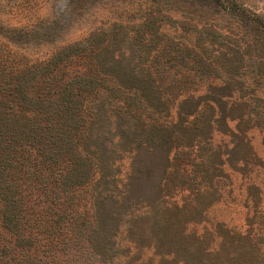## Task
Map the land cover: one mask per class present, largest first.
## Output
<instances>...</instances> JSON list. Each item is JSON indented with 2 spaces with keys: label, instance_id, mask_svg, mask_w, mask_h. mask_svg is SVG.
I'll return each instance as SVG.
<instances>
[{
  "label": "rangeland",
  "instance_id": "rangeland-1",
  "mask_svg": "<svg viewBox=\"0 0 264 264\" xmlns=\"http://www.w3.org/2000/svg\"><path fill=\"white\" fill-rule=\"evenodd\" d=\"M253 14L264 15V0H0V30L9 36L24 38L25 44H34L27 47V52L34 56L58 51L70 54L72 57L59 70L63 81L75 76H94L93 55L104 47L112 48V55L121 56L124 64L133 61L129 57L132 56L130 50L141 62L145 51H150L149 61L140 68H149L155 83L152 85L140 76L137 80L140 86H145L144 94L154 107L146 104L140 91L117 88L108 77H100L102 83L92 94L87 96L83 92L84 100L87 99L82 104L91 113H96L100 107L105 109L106 118L100 129L99 124L93 127L95 132H104L109 137L115 134V140L120 134L128 136L132 142L147 144L146 149L155 148L157 141L168 144L167 133L187 132V127L191 128L188 132L191 135L198 133L214 138V109L205 106L214 99V91H209L208 87L225 80L214 66V59L219 58L227 66L228 57H232L237 70L245 69L244 63L252 50V37L242 27L240 16L251 19ZM54 20L59 29L49 35L53 45H46L42 31ZM120 68L123 71L125 67ZM251 100L257 116L264 104V89L258 90ZM85 117L87 121L96 119L88 113ZM253 123L243 124V127L253 125L247 137L252 138L261 166L251 170V174L248 168L239 167L242 170L239 172L225 167L223 173L227 177H213L215 191L206 196L197 192L206 188L199 180L201 174L195 170V164L199 163L196 153L205 156L210 148L195 146L189 154L188 149L181 150L180 137H176L171 152L172 168L166 181V200L179 206L185 203L189 219L183 233L171 230L175 240L183 244L178 258L182 259L181 263L178 260L176 264H183V260L194 263L208 260L214 264V251H219L222 245L227 255L216 256L215 260L219 258L217 262L224 264L225 256L234 258L231 251L235 247L222 244L219 234L226 240H234L233 246H238L235 242L238 236L230 233V229L244 234L250 203L248 186L251 180L264 183V130H260L264 121ZM201 126L202 129L197 128ZM88 148L93 150V142ZM106 156L101 161L107 166L110 162ZM138 162L148 167L163 159L142 150ZM202 164L199 163L200 168ZM115 165L121 166L118 178L124 180L129 160L123 158ZM153 174H158L157 169ZM123 184L124 181L119 183L118 188L122 189ZM97 186L93 187L91 180L84 186L69 189L68 196L49 193L44 200L32 199L29 214L34 218L32 228L39 231V239L30 247L24 242L13 250L5 247L2 258L10 254L21 258L22 263L35 264H171L172 256L155 255L159 249L155 250V241L151 238L141 241L145 245L137 252V232L143 227L138 222L130 223L132 218L128 215L121 217L124 222H119L118 233L107 237L111 231L115 232L117 225V217L109 208L101 214L102 235L92 236L91 243L99 254H91L85 239L96 226L93 205L106 183L103 181ZM160 211L164 215L170 213L166 208ZM259 220L258 231L264 237V216ZM0 242L9 241L3 237ZM242 242L245 243L243 238ZM105 248L102 255L100 251ZM127 248L131 252H127ZM260 248L258 261L264 264V244ZM248 263L255 262L252 258Z\"/></svg>",
  "mask_w": 264,
  "mask_h": 264
},
{
  "label": "trees",
  "instance_id": "trees-1",
  "mask_svg": "<svg viewBox=\"0 0 264 264\" xmlns=\"http://www.w3.org/2000/svg\"><path fill=\"white\" fill-rule=\"evenodd\" d=\"M253 15L251 19L240 16L242 27L252 37V50L244 63L245 69L237 70L232 57H228L227 66L219 58L214 59V66L225 77L224 81L208 87L209 91H214V99L205 104L209 110L214 109V138L198 133L191 135L188 133L191 128L187 127V132L167 133L165 138L168 144L157 141L155 148L146 149L144 146L147 144L132 142L128 136L120 134L119 139L115 140V134L109 137L104 132H95L93 127L99 124L100 129L102 120L106 118L105 109L100 107L96 113H91L82 104L87 99L84 100L86 95L83 92L87 96L92 94L100 87L101 78L108 77L117 88L140 91L146 104L154 107L144 94L145 86H140L137 80L140 76L152 85L155 83L150 69L140 68L142 63L149 61L150 51H145V59L141 62L130 50L132 56L129 57L133 61L124 64L121 56L112 55V48L104 47L93 55L94 76H75L63 81L59 77V70L72 57L70 54L58 51L51 55L34 56L27 52V47L34 44H25L24 38L9 36L0 30V239L4 237L9 241L5 244L0 242V264H35L22 263L21 258L10 254L6 259L2 258V249L5 247L13 250L22 242L30 247L39 239V231L32 228L34 218L29 214L32 199L44 200L53 193L68 196L69 189L84 186L91 180L93 187L101 185L103 181L106 183L105 190L97 194L93 205L96 226L85 239L91 254H99L91 243L92 236L102 235L101 214L109 208L117 217V225L114 227L116 233L111 231L107 237L118 233L119 222H124L121 217L128 215L132 218L130 223L138 222L143 227L137 232V252L145 245L141 241L151 238L155 241V250L159 249L155 255H170L171 264L178 263V260L181 263L182 259L178 258L183 244L175 240L171 230L177 234L184 232L189 220L186 218L187 206L185 203L179 206L172 200H166V181L172 168L171 152L177 142L176 137H180L181 150L188 149L189 154L195 146L210 148L205 156L196 153V159L203 164L201 168L199 163L195 164V170H199V180L206 188L197 191L200 192L198 194L206 196L214 192L212 179L227 177L223 173L227 166L239 172H242L239 167L248 168L250 174L251 170L261 166L252 138L247 137L253 125L243 127V124L254 122L256 125L264 121V104L255 116L251 100L258 90L264 89V15ZM57 24V20H54L44 27V44L53 45L49 35L59 29ZM166 63L170 64V60ZM121 65L125 67L123 71H120ZM156 98L159 99L158 95ZM74 103L77 108L75 111ZM85 113L95 115L96 119L87 121ZM90 142H93V150L88 148ZM142 150L159 155L163 162L148 167L140 164L138 159ZM105 156L110 162L107 166L101 161ZM123 158L129 160L124 180L118 178L122 172L121 166L115 165ZM156 169L157 175L153 174ZM123 181V188L119 189L118 185ZM262 185L264 183L251 180L248 186L250 203L247 206L244 234L230 229V233L238 236L235 239L238 246H233L234 240H226L225 236L219 234L222 244L235 247L231 251L234 258L225 256L224 264H249L252 258L254 264H259L258 255L264 244V237L258 231L261 225L259 219L264 216ZM110 186L117 189L111 190ZM165 208L170 211L168 215L160 211ZM172 241L176 242V246ZM224 247L222 245L219 251H214V264H221L217 262L219 258L215 260L216 256L227 255ZM103 251L106 248L100 251L102 255ZM127 252H131V249L127 248ZM183 264L212 263L208 260L198 263L183 260Z\"/></svg>",
  "mask_w": 264,
  "mask_h": 264
}]
</instances>
